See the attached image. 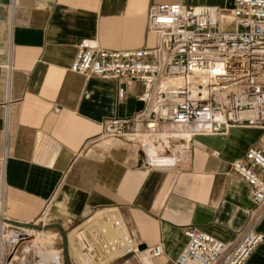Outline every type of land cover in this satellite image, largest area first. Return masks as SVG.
<instances>
[{"label":"crops","instance_id":"0c3cea01","mask_svg":"<svg viewBox=\"0 0 264 264\" xmlns=\"http://www.w3.org/2000/svg\"><path fill=\"white\" fill-rule=\"evenodd\" d=\"M162 3L218 6L229 15L231 1L0 0L3 218L31 224L49 211L54 224L79 226L115 210L141 248L163 246L145 264H176L187 226L223 242L245 227L253 205L231 166L249 147L264 148V130L235 126L171 143L172 165L148 152L142 136L100 138L104 121L144 111L142 84L124 81L119 99L116 81L70 71L84 40L110 51L154 48L148 12ZM258 230L264 234V218ZM246 264H264V243Z\"/></svg>","mask_w":264,"mask_h":264},{"label":"built area","instance_id":"2783aa9c","mask_svg":"<svg viewBox=\"0 0 264 264\" xmlns=\"http://www.w3.org/2000/svg\"><path fill=\"white\" fill-rule=\"evenodd\" d=\"M230 1L232 31L222 30L223 11L218 6L162 3L148 12L149 31L156 35L154 48L110 51L88 40L78 44L71 72L116 81L119 99L125 94L121 85L126 80L144 88L140 96L144 111L132 119L104 121L100 138L146 137L148 144L164 146L160 158L172 159L169 162L174 165L167 148L171 143L179 146L196 135L226 134L235 126L264 130V0ZM139 123L143 131L136 129ZM130 124H135V130H128ZM231 167L247 184L253 205L245 227L235 240L223 242L198 226H187V244L176 264H246L264 243V234L258 230L264 218V148L249 147ZM112 214L108 210L97 220L92 216L71 232L75 251L69 240L68 247L73 264H145L143 254L148 259L164 254L162 245L141 248L117 212L116 217ZM44 216H49L47 211ZM120 228L119 235H108ZM58 252L61 256L62 251ZM17 253L15 244L8 264L26 263L24 257L14 256ZM50 263L54 264L46 259L37 264ZM56 264H64L62 257Z\"/></svg>","mask_w":264,"mask_h":264},{"label":"rangeland","instance_id":"374dc122","mask_svg":"<svg viewBox=\"0 0 264 264\" xmlns=\"http://www.w3.org/2000/svg\"><path fill=\"white\" fill-rule=\"evenodd\" d=\"M233 29H234L233 22L230 20L227 12L223 11L222 30L232 31ZM47 212L49 214L47 219L44 216V213L46 212H44L43 215H41L35 222L31 224L37 227H43V224L44 223L46 224V222L48 225L54 224L49 211ZM76 227L77 226H73V225L64 226L67 234L71 233ZM7 231L9 232L7 233ZM13 232L18 233L20 235L26 234V236L23 237L20 236L19 239L11 240L9 238V234ZM56 233H58V236L55 235ZM2 235H5L3 239L2 251L0 255V263H1L2 252H3L2 264H8L10 258L9 254H11L12 247L15 244L18 247V253L15 254L14 256L17 257L19 260H21V258L24 257L26 259L25 264H37L39 261H43V260L46 261V259L49 260V258H51L54 255V252H56L60 261H61V257L64 261L61 235L59 231L55 228L50 229L46 232V231H40V229L33 227L15 228L9 226L7 228V226L4 225L2 228ZM58 251H62L61 256ZM14 256H12V258ZM119 263L120 261L116 262L115 264H119ZM13 264L15 263L13 262Z\"/></svg>","mask_w":264,"mask_h":264},{"label":"bare ground","instance_id":"6f19581e","mask_svg":"<svg viewBox=\"0 0 264 264\" xmlns=\"http://www.w3.org/2000/svg\"><path fill=\"white\" fill-rule=\"evenodd\" d=\"M217 118H219V117H217ZM165 136H166V134H163V135H162V137H165ZM181 136H182V137H186V135H181ZM143 142H144L145 147L147 148L148 152H150L151 154H153V156H155V153H156V152L164 151V149H165L164 146H160L159 148H156L155 146L148 144L147 141H146V137L143 138ZM155 158H157V157H155ZM155 158H154V159H155ZM112 211H113V214L111 215V217H116V212H115V210H112ZM107 212H108V211H102V212H98V213H96V214L93 216L92 220H97V219L101 218V217H102L103 215H105ZM0 217H1V219L3 218L1 214H0ZM0 221H1V223H0V237H1V243H3V239H4L5 235H2V228H3L4 224H5L6 226H9V225L6 224V223H5L4 221H2V220H0ZM121 228H123V230H124V227L121 226ZM121 228H120V229H114V230L109 231L108 235H109L110 237H115V236L119 235V234L122 232V229H121ZM8 232H9V231H7V233H8ZM14 233H15V232L9 234V238H10L11 240H15V234H14ZM16 234H17V236H18L16 239H19L21 235L18 234V233H16ZM73 234H74V233H69V234H68V240H69L70 249L73 250V251H75L74 243H73V241H74V236H73ZM11 242H12V241H11ZM1 251H2V247L0 246V255H1ZM2 255H3V254H2ZM115 257H117V256H115ZM141 258H142L143 261H145L146 259H148V257L145 256V254H143ZM49 260H51L54 264H56V263H58V262L61 263V261L59 260L58 255L56 254V252H54V255H53L51 258H49ZM0 264H2V260H1V263H0Z\"/></svg>","mask_w":264,"mask_h":264},{"label":"water","instance_id":"95a60500","mask_svg":"<svg viewBox=\"0 0 264 264\" xmlns=\"http://www.w3.org/2000/svg\"><path fill=\"white\" fill-rule=\"evenodd\" d=\"M0 220L4 221L6 224L15 227V228H26V227H33V228H38L40 230H50V229H57L61 235V242H62V251H63V256H64V264H72L71 259H70V254H69V247H68V236L66 233L65 228L61 224H51L43 227H37L32 224H26V223H18V222H13L10 220H7L5 218L0 217Z\"/></svg>","mask_w":264,"mask_h":264}]
</instances>
